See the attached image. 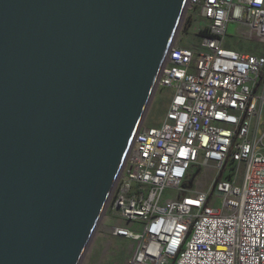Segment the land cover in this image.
<instances>
[{
    "label": "water",
    "instance_id": "95a60500",
    "mask_svg": "<svg viewBox=\"0 0 264 264\" xmlns=\"http://www.w3.org/2000/svg\"><path fill=\"white\" fill-rule=\"evenodd\" d=\"M189 0H0V264H79Z\"/></svg>",
    "mask_w": 264,
    "mask_h": 264
},
{
    "label": "built area",
    "instance_id": "2783aa9c",
    "mask_svg": "<svg viewBox=\"0 0 264 264\" xmlns=\"http://www.w3.org/2000/svg\"><path fill=\"white\" fill-rule=\"evenodd\" d=\"M206 34L175 37L157 89L160 125L138 128L106 207L127 227L129 264H264V0H189ZM263 54L228 43L227 29ZM204 32V31H203ZM214 171L201 190L195 167Z\"/></svg>",
    "mask_w": 264,
    "mask_h": 264
},
{
    "label": "rangeland",
    "instance_id": "374dc122",
    "mask_svg": "<svg viewBox=\"0 0 264 264\" xmlns=\"http://www.w3.org/2000/svg\"><path fill=\"white\" fill-rule=\"evenodd\" d=\"M206 21L201 17L199 9L187 8L180 23L176 37L181 39L183 46L196 45L199 36L207 28ZM228 43L239 46L238 50L263 54L254 41L244 40L237 35L236 26L230 23L227 29ZM171 92L164 89H155L150 103L146 109L142 123L147 126L161 124L167 111ZM214 171H204L196 166L192 175L196 189L201 190L207 186L214 177ZM118 214L112 213L107 207L103 211L90 242L79 264H129L135 248V242L120 236L113 235L116 227H127Z\"/></svg>",
    "mask_w": 264,
    "mask_h": 264
},
{
    "label": "trees",
    "instance_id": "16d2710c",
    "mask_svg": "<svg viewBox=\"0 0 264 264\" xmlns=\"http://www.w3.org/2000/svg\"><path fill=\"white\" fill-rule=\"evenodd\" d=\"M202 34H206V31L202 32Z\"/></svg>",
    "mask_w": 264,
    "mask_h": 264
}]
</instances>
